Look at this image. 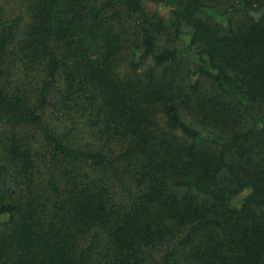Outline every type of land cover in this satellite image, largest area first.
Here are the masks:
<instances>
[{
  "label": "trees",
  "instance_id": "16d2710c",
  "mask_svg": "<svg viewBox=\"0 0 264 264\" xmlns=\"http://www.w3.org/2000/svg\"><path fill=\"white\" fill-rule=\"evenodd\" d=\"M228 3L0 0V264H264V0Z\"/></svg>",
  "mask_w": 264,
  "mask_h": 264
},
{
  "label": "rangeland",
  "instance_id": "374dc122",
  "mask_svg": "<svg viewBox=\"0 0 264 264\" xmlns=\"http://www.w3.org/2000/svg\"><path fill=\"white\" fill-rule=\"evenodd\" d=\"M229 0H221V6H228ZM146 9L150 12H156L160 17L164 18L165 20H171L173 17L172 8L164 3L155 2V1H148L146 3ZM187 41L186 35L181 36L177 43L181 46ZM209 82L206 83V87L209 88ZM248 193V191L243 192L242 194L238 195L234 199V203H239V201Z\"/></svg>",
  "mask_w": 264,
  "mask_h": 264
}]
</instances>
